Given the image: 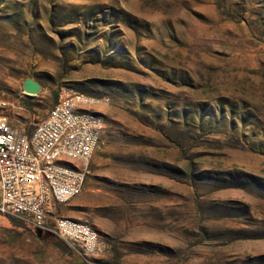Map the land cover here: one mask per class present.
Here are the masks:
<instances>
[{
    "label": "rangeland",
    "instance_id": "374dc122",
    "mask_svg": "<svg viewBox=\"0 0 264 264\" xmlns=\"http://www.w3.org/2000/svg\"><path fill=\"white\" fill-rule=\"evenodd\" d=\"M61 87L107 101L84 188L59 207L99 253L0 216V264H264V0H0L12 123L29 132Z\"/></svg>",
    "mask_w": 264,
    "mask_h": 264
},
{
    "label": "built area",
    "instance_id": "2783aa9c",
    "mask_svg": "<svg viewBox=\"0 0 264 264\" xmlns=\"http://www.w3.org/2000/svg\"><path fill=\"white\" fill-rule=\"evenodd\" d=\"M83 100H93V107H83ZM106 102L61 87L45 116L26 132L6 114L12 104L0 100V216L53 235L90 262L99 253L98 233L61 216L59 207L81 194L104 130L98 112L85 118V110ZM58 153H65V160H58ZM63 164H73L74 172L63 171Z\"/></svg>",
    "mask_w": 264,
    "mask_h": 264
},
{
    "label": "water",
    "instance_id": "95a60500",
    "mask_svg": "<svg viewBox=\"0 0 264 264\" xmlns=\"http://www.w3.org/2000/svg\"><path fill=\"white\" fill-rule=\"evenodd\" d=\"M38 90H39V84L32 78H27L23 81V91L25 93L29 95H33V94H36ZM34 231L37 237H41L43 235L42 231L39 229L34 230ZM53 245L57 247L58 249H60L65 254H68L70 252L69 247L61 240H57L53 242Z\"/></svg>",
    "mask_w": 264,
    "mask_h": 264
},
{
    "label": "bare ground",
    "instance_id": "6f19581e",
    "mask_svg": "<svg viewBox=\"0 0 264 264\" xmlns=\"http://www.w3.org/2000/svg\"><path fill=\"white\" fill-rule=\"evenodd\" d=\"M88 100H83V107H86V103ZM95 116V112L90 109L85 110V118H93ZM58 160H65V153H58ZM63 171L65 172H74L73 164H63Z\"/></svg>",
    "mask_w": 264,
    "mask_h": 264
},
{
    "label": "trees",
    "instance_id": "16d2710c",
    "mask_svg": "<svg viewBox=\"0 0 264 264\" xmlns=\"http://www.w3.org/2000/svg\"><path fill=\"white\" fill-rule=\"evenodd\" d=\"M5 218L8 219L12 225H15V226L27 225L24 222H22L21 220L13 218V217H10V216H5ZM39 239H41L43 241H46V242L53 243L56 238L53 235H50V234H43L41 237H39ZM69 253H71L73 255V253L71 251ZM73 257L75 258L76 255L75 256L73 255ZM80 264H83V262L81 261Z\"/></svg>",
    "mask_w": 264,
    "mask_h": 264
},
{
    "label": "crops",
    "instance_id": "0c3cea01",
    "mask_svg": "<svg viewBox=\"0 0 264 264\" xmlns=\"http://www.w3.org/2000/svg\"><path fill=\"white\" fill-rule=\"evenodd\" d=\"M27 131H29V130H27ZM30 132V131H29Z\"/></svg>",
    "mask_w": 264,
    "mask_h": 264
}]
</instances>
